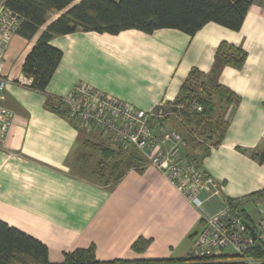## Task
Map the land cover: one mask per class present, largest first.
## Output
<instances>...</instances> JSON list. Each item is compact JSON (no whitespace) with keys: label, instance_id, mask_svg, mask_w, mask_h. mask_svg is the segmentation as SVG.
<instances>
[{"label":"crops","instance_id":"crops-1","mask_svg":"<svg viewBox=\"0 0 264 264\" xmlns=\"http://www.w3.org/2000/svg\"><path fill=\"white\" fill-rule=\"evenodd\" d=\"M79 1L49 12L30 39L16 32L6 50L0 73L8 85L0 105L10 109L15 120L0 144V221L44 244L51 264H61L66 252L91 246L103 262L178 264L181 258L195 257L193 238L203 219L228 206L229 200L239 202L243 217L254 221L244 209L249 202L264 208V200L252 196L264 189V165L253 157L264 143V1L251 0L238 31L208 23L193 36L173 29L116 35L77 29L55 36L49 43L61 51V60L44 93L29 89L31 79L21 71L25 57L45 28ZM4 2L0 0V8ZM222 43L241 49L245 58L238 69L222 66L216 77L238 98L226 113L221 143L199 166L214 181L217 194L202 192L197 207L147 162L131 163L130 155V165L113 183L105 184L95 170L90 178L75 173L83 156L70 162L76 150L98 140L111 149L119 144L50 111L47 97L56 100L83 84L149 112L174 101L192 69L211 73ZM159 127L171 129L168 119ZM262 211H257L258 218L264 216ZM138 238L149 242L141 252L132 249ZM231 257L227 251L211 262H241Z\"/></svg>","mask_w":264,"mask_h":264},{"label":"trees","instance_id":"trees-1","mask_svg":"<svg viewBox=\"0 0 264 264\" xmlns=\"http://www.w3.org/2000/svg\"><path fill=\"white\" fill-rule=\"evenodd\" d=\"M75 0H5L4 6L19 17L17 34L30 39L45 22L51 11H61ZM252 4L251 0H80L50 23L39 35L30 52L25 57L21 71L31 79L29 89L44 93L56 70L62 53L50 45L55 36L67 35L80 29L83 32L107 33L116 35L122 31L137 30L150 34L161 29H173L193 36L208 23L218 24L232 31H238ZM245 53L231 45L220 44L215 53V63L211 73L205 75L192 69L182 84L174 101L166 102L161 109L166 116L155 118L158 126L173 116L178 122L175 127L181 132L187 143L184 155L196 166L207 156L212 148L217 147L226 132L228 120L226 113L236 105L238 98L230 90L216 81L222 66L240 68ZM47 97L46 107L61 116L67 115V109L59 98ZM197 105L201 111L192 110ZM158 109V111L160 110ZM90 148V144H87ZM103 153L98 163L97 176L105 184L118 181L123 171L114 175L120 161L114 160L121 152L115 153L107 147L91 145ZM117 154V155H116ZM122 155H124L122 153ZM110 156L111 158L106 159ZM253 157L264 165V143ZM130 160V159H129ZM109 165V172L105 170ZM126 163L125 167H128ZM107 174V176H106ZM264 200V189L252 194ZM232 210H238L239 202L228 201ZM246 221L248 217H243ZM148 240L138 238L132 249L143 251ZM235 257V256H234ZM248 257L257 264H264V244L258 243ZM222 258V257H220ZM218 258V259H220ZM232 258V257H231ZM213 258H195L191 255L177 260L178 264L197 262L198 264H216ZM155 262H126L112 260L99 261L94 248L75 249L63 254L61 264H147ZM0 264H51L44 244L27 234L0 221ZM231 264V263H221ZM233 264H244L242 261Z\"/></svg>","mask_w":264,"mask_h":264},{"label":"built area","instance_id":"built-area-1","mask_svg":"<svg viewBox=\"0 0 264 264\" xmlns=\"http://www.w3.org/2000/svg\"><path fill=\"white\" fill-rule=\"evenodd\" d=\"M264 1V0H263ZM19 17L10 9L0 8V69L11 38L16 34ZM8 81L0 73V94ZM67 109L68 119L77 125L99 132L123 148L141 154L149 166L162 175L189 203L199 206V196H211L218 190L214 181L183 155L186 141L175 130H163L155 118L166 116L160 108L149 112L136 110L127 104L91 87L78 84L71 92L59 98ZM158 109H160L158 111ZM201 111L197 105L192 110ZM15 114L0 105V144L10 134ZM264 140V130L262 133ZM254 234V238L251 234ZM264 244V216L249 222L238 210L224 206L215 214L203 219L200 232L193 238L192 255L196 258H220L228 251L245 264L253 261L248 254Z\"/></svg>","mask_w":264,"mask_h":264},{"label":"rangeland","instance_id":"rangeland-1","mask_svg":"<svg viewBox=\"0 0 264 264\" xmlns=\"http://www.w3.org/2000/svg\"><path fill=\"white\" fill-rule=\"evenodd\" d=\"M163 105H159L158 107H161ZM156 107V108H158ZM178 122L177 119H175L173 116H169V119H168V127L171 128V129H174L176 130L180 135L181 132L175 127V124ZM183 136V135H182ZM99 141V142H98ZM96 142H98V144H93V142L91 143L90 142V148H86V147H83L82 149L80 148L79 150H76L73 154H72V157L70 158V162H74L75 159L78 158V155L80 156L81 154H83L82 158H80L81 160V165L79 167L76 166L75 168V173L76 174H83L85 175L86 177L90 178L89 176H91V172L95 170L96 173L99 172V166H98V163L100 162V156L101 158H103V153L101 151H98V153H96L97 150H92L93 148L91 147V145H96L98 147H107L108 150L110 151H114L115 153H118V152H121V154L119 155V157L115 156L114 160H119L120 161V164L118 166V168L116 169V171L114 172V175H117L119 174L121 171H123L125 169V165H126V156L127 155H130L131 157L129 158L131 163L132 161L134 162H138L140 163L141 161L143 162H146L143 158V156L141 154H139L138 152H135L133 150H129V148H123L121 146H116V148H110L108 147L107 145H103L105 143L103 142H100L101 140H98ZM95 151V152H94ZM122 153L124 155H122ZM141 156H139V155ZM117 155V154H116ZM77 157V158H76ZM134 157V158H133ZM108 158H111L110 156L106 157V159ZM130 165V164H129ZM109 165H107V168L105 170V173H108L110 170H109ZM107 176V174H106ZM110 183H113V181L111 180ZM252 205H250V202L249 203H246V207L244 209V211L246 213H248L250 216H251V219L253 218V220L257 219L258 217L256 216L258 213L257 211H261V210H264L263 207L261 206H257V207H251ZM264 212V211H262ZM231 259H237V257H234V258H231Z\"/></svg>","mask_w":264,"mask_h":264},{"label":"water","instance_id":"water-1","mask_svg":"<svg viewBox=\"0 0 264 264\" xmlns=\"http://www.w3.org/2000/svg\"><path fill=\"white\" fill-rule=\"evenodd\" d=\"M251 235H252V237L254 238V234L252 233Z\"/></svg>","mask_w":264,"mask_h":264}]
</instances>
